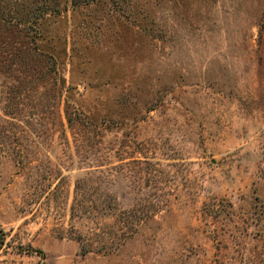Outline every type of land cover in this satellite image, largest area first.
<instances>
[{"label":"rangeland","instance_id":"rangeland-1","mask_svg":"<svg viewBox=\"0 0 264 264\" xmlns=\"http://www.w3.org/2000/svg\"><path fill=\"white\" fill-rule=\"evenodd\" d=\"M57 1L0 30V264H264V0Z\"/></svg>","mask_w":264,"mask_h":264},{"label":"trees","instance_id":"trees-1","mask_svg":"<svg viewBox=\"0 0 264 264\" xmlns=\"http://www.w3.org/2000/svg\"><path fill=\"white\" fill-rule=\"evenodd\" d=\"M94 1L96 0H70L73 6ZM57 4V0H0V30H9L21 25L24 35L30 39L33 46L30 53L36 52L34 43L36 24L44 14L57 13Z\"/></svg>","mask_w":264,"mask_h":264}]
</instances>
